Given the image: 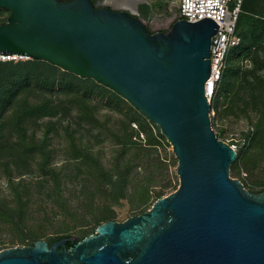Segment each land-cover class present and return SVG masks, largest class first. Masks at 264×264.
Wrapping results in <instances>:
<instances>
[{"label":"water","instance_id":"obj_1","mask_svg":"<svg viewBox=\"0 0 264 264\" xmlns=\"http://www.w3.org/2000/svg\"><path fill=\"white\" fill-rule=\"evenodd\" d=\"M0 54L48 62L110 87L171 144L179 187L146 213L108 221L71 249L0 251V264H264V192L230 175L238 158L212 126V19L176 21L152 33L136 13L90 0H0Z\"/></svg>","mask_w":264,"mask_h":264},{"label":"rangeland","instance_id":"obj_2","mask_svg":"<svg viewBox=\"0 0 264 264\" xmlns=\"http://www.w3.org/2000/svg\"><path fill=\"white\" fill-rule=\"evenodd\" d=\"M160 1L149 0L150 5L153 6L151 9L143 5L144 3L139 4L134 12L139 14L141 12L142 15L140 14L139 17L146 22L152 33L169 31L177 14L176 0H170L167 6L156 9L155 5ZM114 7L121 9L117 6ZM147 11L148 13L145 15ZM9 15L8 11L1 12L0 23H4L3 20L6 22ZM262 25L264 27V22ZM261 55L263 59L264 54L261 53ZM229 65L240 68L242 71L254 68L253 61L244 58V56L229 61ZM15 73L13 71L10 76ZM257 74L264 77V69L259 68ZM38 81L37 78L31 79V86L27 89L28 94L23 92L29 103L35 107L40 105L44 98L42 95L44 87H40ZM237 90L240 89L237 87L234 92ZM61 91L67 92L61 87H56L52 91L58 94L59 101L66 102L59 108L57 115L43 116L42 111H34L30 118L28 116L22 122L23 127L26 128L22 133H17L15 130L13 134H10L9 129L12 130V128L4 125L8 122L9 116L13 115L8 108L4 109L2 118H0V145L4 144V151L0 154V197H4V194L8 193L7 185L10 175L15 177V181L23 179L28 182L34 195L33 202L23 217V224L16 227L7 222H0V251L14 246L23 247L18 243L15 245L10 243L18 242L19 237L31 233V231L39 233L41 240L48 241L52 237L64 235L61 231L65 225L72 228L66 233L72 238H76L82 231L94 229L92 220L95 215L93 213L99 214V212L96 206H91V202L94 198L95 204L100 205L105 201V198L97 190L99 189L98 184L87 180V167L79 166V163L75 162V158L82 156L85 149L91 148L95 152H100L104 169L113 171L116 163L112 160L113 148L116 144L115 139H118L116 134H121L126 126L129 125L128 133L133 135L132 139H161L157 137L159 134L157 128L149 124L139 113H136L138 110L124 98L120 100L107 93L85 90L88 92V98L83 101L81 95L83 91L79 86L71 88L72 95L68 98ZM43 92L48 95L45 91ZM250 93L251 90L246 87L238 92L239 97H242L243 100L236 101L232 111L227 110L229 101L225 103V99L222 97L218 109H215L214 114H211L212 126L217 137L231 145L236 151L243 149L248 155V160H246L248 163L236 160L232 165V167L236 165L240 173L232 172L231 167L230 175L246 184L248 187L246 189L249 191H251L249 188L253 183H264V148L256 146L252 141L259 112L254 108V101L251 99ZM16 101L15 98L14 105H16ZM48 113H52V111ZM140 124L145 126V131L141 129ZM24 136L27 142L26 149L29 151L23 154L28 160L23 164L15 165L10 162V156L15 152L12 149L14 144ZM164 139L166 138L164 137ZM166 144L165 148H160L159 152L162 157L167 159V170L158 174L157 171H153L155 170L153 167L143 170L142 166H138L132 167L128 171L124 190L126 198L113 205L117 213L116 221L124 222L132 215V209L139 202L137 192L142 186L155 192L159 191L167 182H171L172 187L165 190L163 197L175 192V189L179 187L178 160L167 139ZM45 159L48 160V165L56 168L63 175L59 182H56L57 184L54 181H51L50 184L39 183L38 176L42 170L37 163ZM19 174L25 175L19 177ZM146 207H152V200ZM98 227L95 228V233Z\"/></svg>","mask_w":264,"mask_h":264},{"label":"trees","instance_id":"obj_3","mask_svg":"<svg viewBox=\"0 0 264 264\" xmlns=\"http://www.w3.org/2000/svg\"><path fill=\"white\" fill-rule=\"evenodd\" d=\"M59 1L65 2L66 0ZM169 1L170 0H161L160 3L158 2V4L155 5L156 9L161 6H167ZM143 5L148 6L149 9L153 7L148 4ZM7 11L8 10L6 9H0V13ZM147 13L148 11L145 15ZM3 22H5V20H3ZM263 22L264 0H244L237 22V34L241 37V43L228 54L226 70L223 73L211 104L214 110L218 109L220 99L224 97L225 103L229 101L227 110L232 111L233 105L236 101L243 100L242 97H239L238 92L245 87L249 88L251 90V99L254 101V108L259 112V118L254 129V139H252V141L260 148H264V77L258 75L257 70L259 68L264 69V58L262 59L261 55V53L264 54ZM256 29L257 32H255ZM242 56L253 61L254 68L252 70L247 68L242 71L240 68H234L229 65V61ZM13 71L16 73L10 76ZM39 74L41 76H38ZM35 78L39 80L38 85L44 87L43 91L48 94L45 95L42 91L44 98L42 103L36 107L32 106L29 103L27 96H25L28 94L27 89L31 86V79ZM74 86H79L82 89L83 93L81 95L83 101L88 98V92H85V90H96L102 94L107 93L116 99L123 100L122 97L117 95L110 87L97 82L95 79L81 78L74 73L64 71L60 67L45 61L28 60L17 63L0 62V118H2L4 109L8 108L13 115L9 116L8 122L4 125L12 128V130L9 129L10 134H13L15 130L17 133H22L26 130V128L23 127L22 122L28 116L30 118L34 111H42L43 116H48L50 114L57 115L59 108L66 103L65 101H59L57 99L58 94L52 92L56 87H61L63 90L66 89L67 92H61H63V94H65L64 96L68 98L72 95L70 91ZM237 87L240 90L234 92ZM23 92L26 94L24 95ZM15 98L17 99L16 105L13 103ZM50 111H52V113H48ZM19 112L21 113L18 114ZM136 113H139V115H141L149 124H152L157 128L159 132L157 137L161 139H132L133 135L128 133L129 125L126 126L121 134H116L118 139H115L116 144L113 148L112 160L116 162L113 171H106L104 169L100 152H95L91 148L85 149V153L82 156L75 158V162L79 163V166L87 167V180L98 184L99 189L97 190L102 197L105 198V201L100 205H96L93 198L91 202V206H96L99 212V214H97L92 211L95 215L92 220L94 229L90 231H82L76 238H72L71 235L66 234L72 230V228L65 225V227H62L61 231L64 235L50 238L48 240L50 245L63 238L70 237L72 238V241L68 242L66 247L67 249H71L78 242L95 233V228L99 225L108 221H116L117 213L113 208V205L116 203L118 204L121 199L126 198V193L124 192L126 179L128 171H130L132 167L142 166L143 170L148 167H153L155 169L153 171H157L158 174L167 170V159L162 157L159 152L160 148L164 149L167 145L166 139H164L158 126L149 122L140 112L136 111ZM140 127L143 131L146 130L143 124H140ZM26 145L27 142L25 136L14 144L12 150L15 152L10 156L11 163L20 165L28 160L23 154L29 151L26 149ZM2 151H4V144L0 145V154ZM36 152L38 151L36 150ZM237 153L238 162L248 163L246 161L248 160V155L245 154L246 152L243 149L237 151ZM47 162L48 160L45 159L44 161H38L37 163L40 170H42L41 174L38 176L40 179L39 183L50 184L51 181H54L55 183L59 182L60 178L63 176L62 173L56 168H52ZM118 163H120V165H118ZM232 172H235L236 174L240 173L239 168H237L236 165L232 167ZM23 175L25 174H19V177H22ZM138 175L140 174L138 173ZM14 178V176L10 175L7 185L8 193L4 194V197H0V222H7L17 227L20 224H23V217L25 216L27 209L31 206L34 195L29 188L28 182L23 179L15 181ZM244 186L245 188L247 187L246 184H244ZM171 187L172 183L167 182L159 191L151 192L148 187L142 186L137 192V195H139V202L135 208L132 209L133 213L129 218L146 213L151 209L146 207L150 200H152L153 206L158 199L164 196L165 190ZM249 189L253 193H262L264 192V183H253ZM175 190H177V188ZM39 240H41L40 234L31 231V233L19 237L18 242L12 241L13 243L11 242L10 244L15 245L18 243L27 246L33 245Z\"/></svg>","mask_w":264,"mask_h":264},{"label":"built area","instance_id":"obj_4","mask_svg":"<svg viewBox=\"0 0 264 264\" xmlns=\"http://www.w3.org/2000/svg\"><path fill=\"white\" fill-rule=\"evenodd\" d=\"M244 0H176L177 14L173 23L179 20L198 22L205 18L214 20L219 26L218 32L212 37L210 50V77L205 83L206 97L210 104L217 91L223 73L227 67L229 52L240 45L241 37L237 34V22ZM148 4L142 0L140 4ZM138 16L139 13H136ZM32 60L22 55L0 54V62H21ZM211 114L214 109L211 106Z\"/></svg>","mask_w":264,"mask_h":264},{"label":"bare ground","instance_id":"obj_5","mask_svg":"<svg viewBox=\"0 0 264 264\" xmlns=\"http://www.w3.org/2000/svg\"><path fill=\"white\" fill-rule=\"evenodd\" d=\"M141 1L142 0H106L105 2L120 7L121 9L135 12Z\"/></svg>","mask_w":264,"mask_h":264},{"label":"flooded vegetation","instance_id":"obj_6","mask_svg":"<svg viewBox=\"0 0 264 264\" xmlns=\"http://www.w3.org/2000/svg\"><path fill=\"white\" fill-rule=\"evenodd\" d=\"M73 1V0H71ZM69 0H66L65 2H71ZM95 6L97 7H111L110 4L106 3V0H90Z\"/></svg>","mask_w":264,"mask_h":264}]
</instances>
